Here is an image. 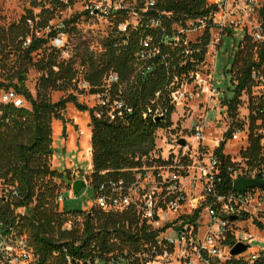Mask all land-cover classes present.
<instances>
[{"label":"trees","instance_id":"obj_1","mask_svg":"<svg viewBox=\"0 0 264 264\" xmlns=\"http://www.w3.org/2000/svg\"><path fill=\"white\" fill-rule=\"evenodd\" d=\"M154 1L156 6L145 13L143 23L137 28L129 27L126 33L119 31V25L128 22V12L112 11L116 29L107 39L104 52L98 56L86 52L87 60L83 64L89 70L85 80L92 94L109 96L107 106L93 109L79 104L73 95L58 103L51 100L53 92L67 91L76 85L80 74L75 62L61 60L59 50L48 48L49 38L37 36L53 17L46 18V25L39 26L37 17L30 11L18 21L0 24V88L23 97L31 106L18 108L14 103L0 102V180L8 190L19 193L18 198L8 195L7 199H0V222L29 236L39 264H67L62 254L63 246L58 243L65 242L73 264H80L116 251L136 254L144 243L154 238L139 217L130 211L105 213L96 207L90 212L60 210L58 197L65 177L52 168L55 156L53 121L67 123L62 112L69 103L75 104L80 112H90L91 174L88 181L94 190L102 181L120 177L123 171L162 161L153 156L158 152L157 132L172 127L175 108L169 104V85L175 76L188 74L189 77L197 71L198 65L204 62L210 39L208 31L201 43H188V51L192 54L186 57L185 47L171 46L173 28H186L189 22L208 18L217 7L208 0ZM50 2L66 7L60 0ZM46 13L44 10L41 16ZM84 14L90 16L91 11ZM159 17L162 18L160 29L146 28L149 20ZM80 18L66 22L65 28L78 24ZM144 36L152 38L154 47L161 49V56L144 62L137 59ZM29 38L31 43L26 45ZM48 50L47 59L45 54L39 62L43 75L38 83L37 98H34L27 87L30 65L34 55ZM257 58L259 62L264 60L263 55L257 57L249 49L235 58L233 68L237 69L238 85L229 103L233 118L237 116L242 92L248 90L251 94L255 87L251 70L259 66ZM109 73L117 74L119 83L107 90L104 78ZM115 101L123 103L121 111L113 107ZM157 106L168 109L165 121L144 117L149 108ZM255 111L252 102L250 147L243 157L249 166L262 167L264 153L256 133L258 117ZM119 112L123 115L118 116ZM223 149L224 146L221 152ZM20 209H25L26 214H19ZM72 218L82 219L83 227L65 230ZM76 243L80 244L78 249H75ZM126 258L130 259L128 255ZM130 264L143 263L133 259ZM224 264H264V252L253 262L234 257Z\"/></svg>","mask_w":264,"mask_h":264},{"label":"built area","instance_id":"obj_2","mask_svg":"<svg viewBox=\"0 0 264 264\" xmlns=\"http://www.w3.org/2000/svg\"><path fill=\"white\" fill-rule=\"evenodd\" d=\"M240 2L235 1L231 4L229 0H219L214 4L217 8L213 10L210 17L189 22L190 25L188 23L186 28L174 26L175 34L171 46L185 47V56L188 57V54H192L188 51L186 37L188 31L204 30L205 33L209 31L210 35V30L214 27L222 31L234 29L237 26L235 16L241 15L243 10ZM242 3L246 6L248 16L261 13L264 9V5L260 7L257 0H245ZM155 6L154 0L146 2L144 8L138 13L142 15V23L145 13ZM221 13V18L217 20ZM161 21V17L149 20L146 28L160 29ZM128 28L121 24L119 31L126 33ZM65 34L64 27L61 34L53 39L54 48L60 50L64 47ZM250 36L257 45V57L259 54L264 56V23L258 24ZM30 43L31 38L27 40L26 45ZM141 47V51L137 53L139 61L144 62L161 56V49L154 47L150 36L142 38ZM217 56L218 52L212 74L208 79L202 78L198 71L191 73L189 77L186 74L173 78L168 88V97L169 104L175 108V111L176 108L185 107L184 103L188 101V97H192L188 95V82L185 84L183 82L188 81V78L196 81V87L199 88L198 97L205 96L210 101L218 98L220 92L215 85ZM251 78L255 84L254 88L264 87V60L259 62V66L252 67ZM79 83L83 91L91 89L86 80ZM117 83H119L117 74L109 73L104 78V87L107 90ZM97 96L101 100L100 106L108 105L109 96ZM159 96L160 94H157V97ZM239 101V106L242 101L247 103L246 110L250 122L252 102L256 106L255 115L258 117L256 133L264 153V94L254 97L252 93L245 90L239 97ZM2 102L14 103L18 108L25 107V101L14 92L6 93ZM113 107L121 111L124 106L122 102L115 101ZM168 113L167 108L157 106L149 108L144 117L150 116L153 120L165 121ZM122 115L123 113L119 112L118 116ZM207 119L208 115L192 124V139L188 137L178 139L179 153L170 155L168 159L158 158L157 160L162 161L149 166L144 165L123 171L120 177L108 178L95 188L97 209L105 213L130 211L136 214L141 223L153 234V240L144 243L142 250L136 254L129 255L127 251L125 253L116 251L104 254L93 262L88 260L80 263L76 260L77 262L80 264H130L133 259H139L143 264H224L234 258L231 252L236 245L242 243L249 246L254 236L244 230L237 231L236 227L249 218L246 219L252 210L259 211L264 216V189H249L242 194L236 192L234 187L239 178L247 181L257 179L264 181V166L252 167L248 163L240 166L234 163L225 149L233 141L240 139L243 130L234 124L235 127L209 141ZM181 141H184L185 145H181ZM223 146L224 149L221 152ZM85 182L86 185L90 183ZM72 186L73 184L70 186L71 189ZM8 195L12 198L19 197L16 190H8L0 180V199L4 197L7 199ZM58 201L60 203L64 201L63 193L59 194ZM203 212L208 219V229L205 232H203L204 228L199 226ZM18 213L25 215L26 210L20 209ZM233 218L236 219L233 220ZM82 227V219L72 218L64 229L71 231ZM58 244L63 246L62 254L65 262L73 264L74 259L70 255V248L65 242ZM79 245V243L74 244L75 249H78ZM247 253L237 258L253 262L261 256V253H251L248 257H244ZM127 255L130 259L126 258ZM0 264H39L29 236L5 226L2 222H0Z\"/></svg>","mask_w":264,"mask_h":264},{"label":"rangeland","instance_id":"obj_3","mask_svg":"<svg viewBox=\"0 0 264 264\" xmlns=\"http://www.w3.org/2000/svg\"><path fill=\"white\" fill-rule=\"evenodd\" d=\"M66 7H59L50 2V0H0V24H10L20 20L32 11L37 17L39 26L46 25L45 19L53 17L48 22L47 28L38 33V37L49 38L48 48H54L52 35L59 36L66 25L74 17H81L76 25L65 28L66 36L64 38V47L60 50V59L75 62V68L79 71V78L76 85L67 91H56L51 94L53 103H58L62 99L69 98L71 95L76 97L79 104L85 105L90 109L100 107V98L92 94L91 89L82 90L80 81L85 80L89 68L84 66L87 60L86 52L100 55L104 52V46L109 37L112 36L116 29L115 17L112 11H127L128 22L124 25L137 28L142 23V15L138 14L143 8L145 1L141 0H60ZM210 4H216L219 0H208ZM230 3L235 1L242 5V13L235 16L237 26L234 29H226L222 31L218 27L210 30L209 45L206 47V55L204 62L197 67L198 73L205 80L211 76L216 53L215 85L219 89L220 95L214 101H210L208 97H198L199 88L196 87V81L188 78V101L185 107L176 108L172 115V127L160 129L157 132V154L153 159H168L170 155L179 153L177 141L181 137L193 138L191 133L192 124L201 121L208 115V140L212 141L221 136L226 130L237 126L241 128L242 135L237 141H233L226 147V154L234 163L240 166L247 165L243 154L250 147L251 122L248 118L246 110V102L242 101L237 111L236 118L229 113V103L235 96L237 86V69L233 68L235 58L240 53H247L248 49L256 54L257 45L250 36L255 27L264 23V9L261 13L248 16L245 0H229ZM259 6L264 5V0H257ZM236 5V4H235ZM46 10V15L41 16ZM91 12L90 16L84 13ZM107 11V13H106ZM222 13L218 15L220 19ZM190 25V23H189ZM120 26V25H119ZM131 28V29H132ZM206 36L204 30L198 32L188 31V43H201ZM50 53L48 51L40 52L39 56H33V64L30 65L27 87L34 98H37L38 83L43 75L40 70L41 59ZM47 59V58H46ZM40 62V63H39ZM39 63V64H38ZM7 91L0 88V102L4 100ZM264 94V87L253 89L252 95L258 96ZM22 98L24 101L25 99ZM255 101V100H254ZM183 104V105H184ZM25 107L31 108L30 104L25 101ZM67 123L60 120L53 121V147L55 156L52 159V168L61 174H64L65 181L61 189L64 201L60 204V210L67 211H90L96 207L95 190L89 184L77 195L74 194L71 186L77 180L88 181V175L91 174V117L90 112H80L75 104L69 103L66 110L62 112ZM250 122V123H248ZM234 124H236L234 126ZM257 132V131H256ZM89 182V181H88ZM24 213V212H23ZM200 227L205 232L208 229V219L205 213L199 220ZM262 226H261V225ZM237 231L244 230L254 236L250 241V252L244 257H248L251 253H261L264 250V216L261 212L252 210L249 218L238 224ZM241 256V255H240ZM239 257V256H238Z\"/></svg>","mask_w":264,"mask_h":264},{"label":"water","instance_id":"obj_4","mask_svg":"<svg viewBox=\"0 0 264 264\" xmlns=\"http://www.w3.org/2000/svg\"><path fill=\"white\" fill-rule=\"evenodd\" d=\"M161 119H157V121H160ZM181 145H185L184 141H181ZM86 187V182L84 180H77L73 183L72 189L74 191V194L77 195L80 193L84 188ZM255 188H261L264 189V181L261 180H243L242 178H239L235 182L234 190L238 193H246L249 189H255ZM236 218H233L235 220ZM250 246L244 245L242 243L236 245L234 249L231 252V255L233 257H238L245 252L249 250Z\"/></svg>","mask_w":264,"mask_h":264}]
</instances>
